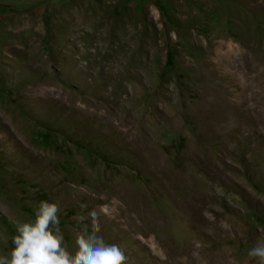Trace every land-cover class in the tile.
<instances>
[{
	"label": "rangeland",
	"instance_id": "obj_1",
	"mask_svg": "<svg viewBox=\"0 0 264 264\" xmlns=\"http://www.w3.org/2000/svg\"><path fill=\"white\" fill-rule=\"evenodd\" d=\"M41 201L73 254L256 264L264 0H0V255Z\"/></svg>",
	"mask_w": 264,
	"mask_h": 264
},
{
	"label": "clouds",
	"instance_id": "obj_2",
	"mask_svg": "<svg viewBox=\"0 0 264 264\" xmlns=\"http://www.w3.org/2000/svg\"><path fill=\"white\" fill-rule=\"evenodd\" d=\"M58 204L41 201L35 219L20 222L12 238L14 247L9 255H0V264H127L124 251L115 244H107L93 225L91 232H77V251L65 246L59 230ZM256 264H264V240L248 251Z\"/></svg>",
	"mask_w": 264,
	"mask_h": 264
}]
</instances>
